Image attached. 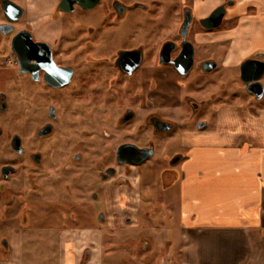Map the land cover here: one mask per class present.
<instances>
[{
  "label": "flooded vegetation",
  "instance_id": "flooded-vegetation-1",
  "mask_svg": "<svg viewBox=\"0 0 264 264\" xmlns=\"http://www.w3.org/2000/svg\"><path fill=\"white\" fill-rule=\"evenodd\" d=\"M196 2L0 0V228L14 221L15 197L23 206L13 225H36L27 205L40 200L35 216L53 211L56 225L79 232L72 238L83 264L91 260L88 247L98 245L90 227L105 224L112 211L107 198L124 188L142 209L149 191L162 195L184 179L182 135L219 124L239 101L231 95L236 70L246 90L244 63L264 61V48L246 58L245 40L236 46L243 59L226 63L233 43L220 40L226 20L264 16L263 6ZM222 6L221 26L207 28ZM171 140L180 145L166 157L159 189L142 176L132 184V171ZM139 150L152 157L134 164ZM85 217L91 223H82ZM8 245L4 239L1 249Z\"/></svg>",
  "mask_w": 264,
  "mask_h": 264
},
{
  "label": "rangeland",
  "instance_id": "rangeland-1",
  "mask_svg": "<svg viewBox=\"0 0 264 264\" xmlns=\"http://www.w3.org/2000/svg\"><path fill=\"white\" fill-rule=\"evenodd\" d=\"M252 1L261 2L264 6V0ZM254 21L255 19L247 17V19H241L237 25V21L232 20L230 22L233 23H230L226 20L220 31L227 30L225 33H221L220 40L229 37L234 49L238 45L241 46L245 43L244 39L241 38V36H245L243 35L246 32L245 28L247 26L255 28ZM230 29L233 31L226 34ZM253 36L260 42L261 46L264 45V34H253ZM229 71H232L231 75H233L234 71ZM237 71L231 83L233 89L231 95L232 100L237 99L239 101L232 104L230 113L224 115L225 117L221 118L219 124L205 128L202 132H197L194 135L189 133L182 135V145L185 144L186 147L183 150L191 154V156L187 154L188 160L196 159L202 154H208L213 148L230 147L235 140L241 142L240 147L245 142L246 147L264 144V97L257 100L248 93L239 80ZM262 83L264 85V77ZM163 144L153 160L138 170L132 171L133 175L135 174L133 179H129L132 184L137 181V177L139 180L142 176L146 182L153 185L156 191L159 189L160 185L157 178L163 166L165 167L166 157L172 155L170 150L176 149L180 142L174 143V140H171L163 142ZM185 164L186 162L182 168ZM182 168L181 166L178 167L179 170ZM122 174L124 175V171ZM185 188L186 184L183 185L181 179L176 185L165 190L162 195L158 191L157 193L149 191L146 199L151 204H146L147 200L141 199L142 209L137 205L140 203V200L138 201L140 197H137L135 193L129 194L128 190L126 191L124 188V192H119L116 199H112L115 198L113 195L112 198H107L109 208L113 207L112 211L106 213L107 221L105 224L90 227L91 231L95 233L98 245H94L92 248L88 247V252H92L91 260L87 262L83 260V264H180L184 254V228L181 218L186 209L181 194ZM198 191L200 196L203 194L207 196L211 189L207 184L199 187ZM13 200L10 203V212L11 219L14 221L10 227L0 228V260L15 254L20 255L25 264H63L62 258L68 252L66 244L73 242L69 239L79 232L70 230L69 227L56 225L59 217L54 215L51 210L50 214L46 216L47 219L40 218L38 213H35L37 215L35 216L34 212L38 210V207L42 211V201L40 200L30 202L27 205L28 210H32L29 219L36 225L15 227L13 222H19L16 215L21 212L23 205ZM198 202L201 203V201ZM202 204L206 208L212 209V204L207 197ZM199 206L201 207V204ZM139 209L140 211H138ZM129 218H131V222L128 223L127 219ZM82 223L89 224L91 221L86 218ZM77 226L75 223L73 227ZM4 239L9 241V247L5 250L1 249V243ZM144 240H147V243ZM15 241H19L17 247L13 246ZM148 241L151 246L145 250L143 245L145 247ZM75 255L81 258V251H77Z\"/></svg>",
  "mask_w": 264,
  "mask_h": 264
},
{
  "label": "crops",
  "instance_id": "crops-1",
  "mask_svg": "<svg viewBox=\"0 0 264 264\" xmlns=\"http://www.w3.org/2000/svg\"><path fill=\"white\" fill-rule=\"evenodd\" d=\"M255 5L263 6L261 2ZM255 18L256 27L247 26L246 39L241 36L246 40V57L264 48L253 36L264 34V16ZM237 48L229 52L226 63L238 64L243 59L244 52ZM245 143L240 147L241 142L235 140L230 147L213 148L208 154L187 159L183 168L186 188L181 194L186 209L181 218L184 254L180 264H264V144L246 147ZM207 184L211 191L200 196L198 188ZM206 197L212 209L202 204ZM69 240L73 242L66 244L63 264H80L82 252L81 258L75 253L82 247L74 238ZM15 242L17 247L19 241ZM0 264L25 262L12 254Z\"/></svg>",
  "mask_w": 264,
  "mask_h": 264
},
{
  "label": "water",
  "instance_id": "water-1",
  "mask_svg": "<svg viewBox=\"0 0 264 264\" xmlns=\"http://www.w3.org/2000/svg\"><path fill=\"white\" fill-rule=\"evenodd\" d=\"M14 5V4H13ZM16 6V5H14ZM17 7V6H16ZM18 9V8H17ZM19 10V9H18ZM226 15V7L222 6L216 9L213 14L205 22H213V24H206V27L209 29H217L221 26L223 19ZM20 18V15L18 16ZM192 52L190 53V56ZM210 64V63H208ZM213 65V64H212ZM264 76V61L251 59L246 61L242 67V81L246 84V90L248 93L252 94L257 100H261L264 97V85L261 82V79ZM147 150H139V160L131 162L134 164H141L145 160L152 157V154L145 153ZM129 162V161H128ZM129 162V163H131Z\"/></svg>",
  "mask_w": 264,
  "mask_h": 264
}]
</instances>
